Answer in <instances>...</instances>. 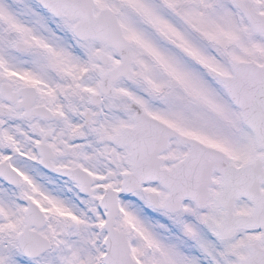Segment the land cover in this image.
I'll use <instances>...</instances> for the list:
<instances>
[{
	"label": "snow or ice",
	"instance_id": "obj_1",
	"mask_svg": "<svg viewBox=\"0 0 264 264\" xmlns=\"http://www.w3.org/2000/svg\"><path fill=\"white\" fill-rule=\"evenodd\" d=\"M0 264H264V0H0Z\"/></svg>",
	"mask_w": 264,
	"mask_h": 264
}]
</instances>
